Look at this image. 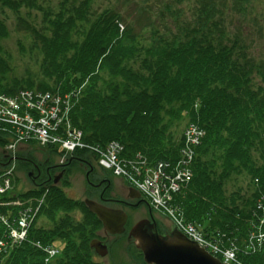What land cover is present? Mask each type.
Wrapping results in <instances>:
<instances>
[{"label":"trees","instance_id":"1","mask_svg":"<svg viewBox=\"0 0 264 264\" xmlns=\"http://www.w3.org/2000/svg\"><path fill=\"white\" fill-rule=\"evenodd\" d=\"M145 1L137 18L128 21L116 9L95 10L96 0H0V94L82 88L71 113L73 125L89 144H122L127 166L139 156L151 163L178 162L187 127L204 129L188 168L192 180L174 205L206 234L254 237L252 253L240 252L239 258L264 264V240L258 238L264 235V225L259 226L264 200L263 213L252 211L264 196V57L254 54L257 42L264 43L259 34L264 0H195L190 7L191 0ZM6 10L27 12L18 16L17 29L43 58L38 75L30 73L26 80L12 77L1 44L11 33ZM71 171L59 187L0 196L1 242L10 230L2 217L12 226L18 213L6 204L38 200L48 191L28 239L0 253V264H103L90 248L101 222L65 192ZM239 177L249 178L247 192L240 187L230 193ZM58 241L63 251L46 262L42 248ZM132 257L144 264L141 255Z\"/></svg>","mask_w":264,"mask_h":264},{"label":"rangeland","instance_id":"2","mask_svg":"<svg viewBox=\"0 0 264 264\" xmlns=\"http://www.w3.org/2000/svg\"><path fill=\"white\" fill-rule=\"evenodd\" d=\"M38 1H39L38 2L39 4H43L44 2L54 4L57 0H38ZM127 2L128 0H96L94 9L98 11L100 10L103 11L104 9H107V8H113V9L118 10L119 12L124 13L125 17L128 16L127 18L128 21L129 20L132 21L135 18H137V14H136L137 10L140 8H144L143 6L146 5V1L145 0H132L131 6H129ZM194 2L195 0H191L189 4H187L188 7L193 6ZM0 9H1V5H0ZM26 13H27L26 11H23L21 14L17 15V14H13L10 11L6 10V15H4V17H6L5 19L9 20L8 23H9V28L11 30V33H10V37L2 41L1 43L6 53L8 54V57H7L8 62L13 65L12 66L13 67L12 77H17L18 79H23V80H26L30 73L31 75H36L38 73V66L43 59L41 55H38L35 51H32L31 49L33 46L32 41L26 38L23 32H19L17 29L16 20L18 19V16L24 18L25 17L24 15H26ZM261 13H263L262 23H261L262 29L259 34L262 37V39H264V9H262ZM33 15H39V13L35 11L33 12ZM243 30L245 32L248 30L247 31L248 33L253 32V29L251 27L246 28V26H244ZM21 45L25 49V52H22ZM263 47H264V43L260 41H258L257 44L255 45L254 54L258 58L264 57ZM78 93L80 94L82 93V88L78 89ZM19 114L26 117V122L33 119V116L29 113L19 112ZM22 129L23 128L17 127V130L16 132H14V134L17 137L22 138L23 137ZM113 145L114 143L111 142V143H108L106 146H108L110 150H112L113 152L114 151ZM23 147H29V145L23 144ZM31 147H33V150L31 152H26V153L30 154L31 156L33 155L32 158L37 162L44 161L46 158H48L47 155L48 156L50 155L51 163H58L59 161L67 159V157H63L61 155H57L54 153H49L46 150L44 151L46 152L44 153L46 158L42 154L37 157V154H35L37 147L35 146H31ZM1 156L2 154L0 150V159H3ZM87 161L92 163L93 167L96 170L102 171L103 175L112 177L115 180L117 187L121 185L122 180L120 178L113 177L110 171L98 167L95 161L91 159L90 157H88ZM160 163L161 162H159V164ZM15 166L16 167L14 168V171L16 172L17 177H18L15 181V191L25 194L29 190H31L33 187L32 180L28 177L30 169L26 168L24 164H21L19 162H17ZM67 169H69V167H67ZM71 170H72L71 171L72 178L70 179V182H71L70 188L67 189V195L71 199L80 200L82 202L87 200V198L92 199L93 197H95L94 195L96 194L95 193L96 191L92 189L90 186H88L86 182L87 180L86 173L88 172L89 169L82 167L80 164H74ZM92 181H93V178H92ZM124 185L129 186L128 184H124ZM235 185H236L235 187L233 185L229 188L230 193L235 192L237 188H240V187L243 188L244 193H245L247 192L245 189H247L249 185V178L239 177L238 181L235 182ZM118 190H121V189L118 187L117 191ZM88 192L90 196H88ZM116 193L117 192H115L114 195H116ZM127 212L129 213L128 214L129 216L128 227H132L133 225H135L140 218L146 217L144 209L137 211V212H134L133 210H127ZM75 217L77 219L79 218L81 219V215L78 212L75 213ZM161 219L165 227L169 228L168 221L162 216H161ZM39 223L40 225L49 224L47 220H40ZM99 235L101 236V238L106 239V241L112 246L111 251L107 257L102 258V257L96 256V259L99 262L103 264H137L136 262L132 260L131 258L132 256L128 254L129 252V253H133V255H136L134 251V247L128 241L129 240L128 237L127 238L126 237H110L109 235H106L102 231L100 232ZM56 246L61 250L64 247V245L61 242L56 243Z\"/></svg>","mask_w":264,"mask_h":264},{"label":"water","instance_id":"3","mask_svg":"<svg viewBox=\"0 0 264 264\" xmlns=\"http://www.w3.org/2000/svg\"><path fill=\"white\" fill-rule=\"evenodd\" d=\"M130 192L135 193V196H131V198H140V194L135 190L131 189ZM85 203L102 222L107 233L111 235L125 233L128 221L126 213L107 209L90 200ZM129 238L135 240V244L142 251L147 264H222L177 231L168 237L157 236L152 232L148 221H141L135 225L129 233ZM91 248L100 257H105L108 254V247L103 245L100 240H94L91 243Z\"/></svg>","mask_w":264,"mask_h":264},{"label":"flooded vegetation","instance_id":"4","mask_svg":"<svg viewBox=\"0 0 264 264\" xmlns=\"http://www.w3.org/2000/svg\"><path fill=\"white\" fill-rule=\"evenodd\" d=\"M80 165L89 169L86 173V177L90 173L92 174L87 177V183L96 191L94 201L97 200L96 202L98 204L107 208L121 211H138L144 209L147 215L144 219L156 223V225H154L155 232L161 235L169 233L168 230H165L157 212L143 198L133 200L131 196H135V193L130 192L129 187L125 186L123 182L118 186L121 190L117 191L118 187L112 177L103 175L102 171L93 168L92 170L83 163H80ZM29 168L31 169L29 175L32 177L33 186L39 187L46 184L60 185L66 177L65 175L68 170L66 164H62L61 162L51 163L50 160H44L42 162L31 161L29 163ZM115 192H117L116 195H114ZM140 202L141 204H139Z\"/></svg>","mask_w":264,"mask_h":264},{"label":"built area","instance_id":"5","mask_svg":"<svg viewBox=\"0 0 264 264\" xmlns=\"http://www.w3.org/2000/svg\"><path fill=\"white\" fill-rule=\"evenodd\" d=\"M30 110L35 111V109H42V104L36 106L35 104L31 103L30 105ZM60 110L56 108L52 112H43V115H46V119L41 121L42 122V127L36 128L35 126H32V119L30 121H27L25 125V129L28 132H33L35 133L36 136H40V138L44 142L52 141V142H60L61 139L58 137H54L52 135L53 132H56L59 127V123L61 120H58V112ZM50 114V120L48 121L47 116ZM57 121L51 128L50 130L46 129V126H49L52 124V122ZM199 134L195 133L192 136H190V140L192 141L193 144H198L199 143ZM70 139L64 142V147L66 149H72L76 145H78V140L80 135H75L71 133L69 135ZM118 161L115 158V156L111 155L107 157V162L103 161V164L106 165L107 167H116L118 166ZM187 162H183L180 164L179 167H183ZM119 173V172H117ZM182 176L186 177L187 174L183 173V175H179L177 178L173 180H165L160 174L155 175L154 177H150L146 179L145 181H137V185L140 190L148 194L153 202L162 208H167V202H170L172 200V197L174 194H176L179 190V180L182 179ZM176 223L180 226L182 230H184L189 236H192L196 240H201L199 234L197 231L189 226L183 225V223L175 218ZM260 240H264V236L260 237ZM216 252H220L219 249H214ZM228 262L235 261V255L231 251H227L223 254Z\"/></svg>","mask_w":264,"mask_h":264},{"label":"bare ground","instance_id":"6","mask_svg":"<svg viewBox=\"0 0 264 264\" xmlns=\"http://www.w3.org/2000/svg\"><path fill=\"white\" fill-rule=\"evenodd\" d=\"M90 175H92V174L90 173L88 176H90Z\"/></svg>","mask_w":264,"mask_h":264}]
</instances>
